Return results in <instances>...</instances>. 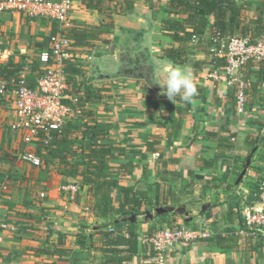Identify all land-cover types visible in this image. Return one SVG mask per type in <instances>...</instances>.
I'll list each match as a JSON object with an SVG mask.
<instances>
[{
    "label": "crops",
    "instance_id": "obj_1",
    "mask_svg": "<svg viewBox=\"0 0 264 264\" xmlns=\"http://www.w3.org/2000/svg\"><path fill=\"white\" fill-rule=\"evenodd\" d=\"M125 1L112 0L106 12L102 2L98 12L86 8L81 0H72L69 13L75 31L70 34L72 42L83 41L78 36L82 31L103 34L91 47L71 42L75 62L69 67L79 71L72 84L75 91L84 95L87 90L97 97L95 102L83 103L106 131V142L115 158L113 163L133 165L131 172L116 176L118 185L131 188L137 198L143 199L142 213L159 201L169 202L166 206L185 205L193 215L190 223L181 217H156L163 219L164 225L153 232L185 223L195 228L200 224L211 234L237 237L236 241L227 240L222 245L208 241L211 238L180 244L167 253L165 264H264V239L240 233L242 200L248 198L251 185L264 176V159L256 151L242 184L235 187L250 153L247 135L252 132L262 135L264 131V127L248 125L249 120L264 124V72H259L255 62L244 72L245 76L249 74L245 81L255 85L245 90V112L237 113L233 88L236 84H229L223 66L214 69L208 66L212 23L195 42L173 41L160 24L166 17L163 9L169 0H133V10L120 16L116 13ZM234 1L241 8L243 23L257 16V6L262 0ZM152 6H158L156 12ZM249 27L248 36L253 29L257 32L254 23ZM144 28L148 31L141 36L139 32ZM57 31L54 21L30 19L15 11L0 13V85L10 86L12 81L24 77L33 86L42 67L39 55L49 48L50 37ZM233 36L240 35L236 32ZM131 42L148 53L147 73L154 71L160 81L165 79L163 68L167 63L189 65L198 89L196 103L173 104L147 78L94 80L97 68L114 71L111 69L112 62H116L114 51L125 49ZM170 49L180 53L176 63L165 56ZM16 121L13 98L9 94L0 95L3 200L0 220L6 224L0 231V264H98L102 259L98 250L102 242L98 225L105 224L103 232L113 228L111 233L126 235L129 224L115 225L114 221L109 224L98 219L95 210L88 206V186L81 177L58 173V163L44 152L40 167L20 161L19 154L38 155L39 150L35 141L30 145L23 143L20 133L11 129ZM84 144H89L88 138ZM226 144L231 148L227 149ZM73 184L78 186V191L71 200L69 192L62 188ZM238 194L236 211L234 197ZM203 203H210L211 207L197 214ZM230 207L232 215H228ZM226 213L229 221L225 219ZM154 222L134 224L138 251L123 264L145 263L150 249L143 239L153 233H149V227Z\"/></svg>",
    "mask_w": 264,
    "mask_h": 264
},
{
    "label": "trees",
    "instance_id": "obj_2",
    "mask_svg": "<svg viewBox=\"0 0 264 264\" xmlns=\"http://www.w3.org/2000/svg\"><path fill=\"white\" fill-rule=\"evenodd\" d=\"M102 2L105 4L104 11L110 10L112 0H81L82 5L86 8L97 9L98 12L101 10L100 4ZM133 5V0H126L120 5V10L116 14L126 16L133 10ZM157 7L152 6V10L156 12ZM257 9V16L248 21L243 20L242 23L240 21L241 8L234 0H169L163 9L166 17L160 21V24L162 29L168 32L165 34L173 41L185 44L192 42L193 37H196L198 40L202 38L208 31L210 22L213 29L210 32V38L217 36L218 39H226L238 32L241 37L249 38L253 42L256 40V37L259 38L263 33L261 15L264 10V0L259 2ZM251 23L255 24L257 32H254L253 29L252 35L248 36V31L250 30L249 24ZM73 28H70L65 33V36L71 42L70 34L75 32ZM98 32L86 33L82 31V34L78 36H81L83 41L80 44L75 41L72 43L74 45L76 43L78 46L91 47L95 42L102 39L103 34L100 31ZM86 41L88 42L86 43ZM165 56L176 63L180 53L176 49H170ZM253 63L252 61H248L243 66L241 70L243 75L248 67V69H251L250 65ZM257 65L259 66V72L262 74L264 72V63L260 62ZM69 66L67 69L68 81L69 83H74V78L79 74V71ZM208 66L213 69L221 66L224 67V60L212 57L208 62ZM247 77H249V74L243 76L244 80H247ZM254 85L250 82L251 88ZM233 88L236 93L237 86H233ZM78 94L81 99L84 98L83 101L91 100L90 102L92 103L97 99L94 93L87 92V90L84 95ZM248 125L256 126L259 129L264 127L263 123H255L252 120L248 121ZM49 137L50 139L45 142L44 135L39 134L35 140L37 149L39 150L38 155L34 152L32 153L41 159L40 156L43 157L41 152H44L50 160H56L58 163V173L63 176L71 178L81 177L83 183L88 186V206L95 210L98 219L106 220L107 223L113 224L115 219L123 216L133 213L137 216L144 214V212L140 211L142 202H144L143 199L137 198L131 188L119 186L116 178L120 172H131L133 169L132 163H113L115 158L106 142L108 138L107 133L101 128L97 117L91 111L85 109L82 117L66 124L60 131H51ZM87 138L89 144L85 145L84 141ZM246 143L250 151L256 149L260 159H264V150L262 151L264 148V132L262 135L258 132L249 133L246 137ZM224 146L227 149L231 148L229 144ZM258 181L259 179L250 187L247 194L248 202L255 199L254 195L258 190ZM239 195H235L234 197L236 199L234 203L236 211L239 206ZM168 204L169 202L159 203L157 201L154 202L153 208ZM232 214L233 208L230 207L228 215ZM228 215L227 213L225 215L227 221H229ZM172 216L175 215L172 214ZM104 226L105 224H99L97 230V233L101 234L102 237V242L98 249L102 253V259L98 264H123V262L130 261L138 251L136 225L129 224L126 235L103 232L102 228ZM154 230L153 226L149 227V233H152ZM233 235L216 234L208 241L222 245L227 240L236 241L237 237L235 238ZM89 247L91 248L90 245Z\"/></svg>",
    "mask_w": 264,
    "mask_h": 264
},
{
    "label": "built area",
    "instance_id": "obj_3",
    "mask_svg": "<svg viewBox=\"0 0 264 264\" xmlns=\"http://www.w3.org/2000/svg\"><path fill=\"white\" fill-rule=\"evenodd\" d=\"M72 0H0V13L15 11L26 15L30 19H47L57 24L58 31L50 37V45L39 55L41 72L33 86L28 85L24 77L12 81L10 86L0 85V95L9 94L13 98V111L17 121L11 126L14 132L21 135L23 143L30 145L39 134H43L45 142L51 131H60L66 124L82 117L85 110L83 100L75 91L73 83L68 81V66L75 56L72 54V43L65 36L72 27L69 17ZM262 18V35L255 41L241 36L226 39L210 38L209 56L224 60V73L230 78L229 84H236L235 111L245 112V90L250 82L245 81L241 70L252 61L264 63V10ZM198 40L193 37L192 41ZM264 131H262L263 133ZM18 159L34 167H40L42 160L32 152L18 155ZM255 199L248 202L243 198L239 211L242 224L241 234L257 239H264V176L258 181ZM74 200L78 191L76 184L63 187ZM44 195L41 193L40 197ZM0 195V209L2 207ZM6 224L0 220V231ZM113 232V228L108 229ZM200 224L190 227L185 223L173 228H159L144 238L149 245V256L143 264H165L167 253L178 245L191 244L195 241L213 237Z\"/></svg>",
    "mask_w": 264,
    "mask_h": 264
},
{
    "label": "water",
    "instance_id": "obj_4",
    "mask_svg": "<svg viewBox=\"0 0 264 264\" xmlns=\"http://www.w3.org/2000/svg\"><path fill=\"white\" fill-rule=\"evenodd\" d=\"M147 31L148 29L144 28L139 33L142 36ZM125 50L128 52L125 54V56L129 57V59L127 61L122 62L120 61V57H121V53H124ZM114 52H115V58H116V62H114L116 70L111 71V70L103 69V72H100V70L97 68L96 69L97 73L94 75V80L96 81L114 80V79L124 77V76L134 78V79L135 78H140V79L147 78L149 79L150 84L157 86L159 90L162 91L164 81H160L159 79H157V76H155L154 71L148 75H143L139 73L140 67L146 70L144 71L145 74L147 73V69L149 67L150 61L147 57L148 53H146L142 49H138L136 42H131L125 47V49L118 48ZM255 151L256 149H253L252 151H250V153L246 157L243 169L235 181V187H239L242 184L243 179L247 173V170L249 169L251 165V159ZM209 207H211L210 203H203L200 207V210L197 212V214H202L206 212V210ZM171 214H174L178 217L183 218L186 223H190L193 220V215L189 213L185 205H180V206L169 205V206L156 207L153 209L152 212L145 211L144 216L142 217L141 223L147 224V223L152 222L154 218L156 217H161V216H166V215H171ZM137 223H139V217L135 213L131 215L123 216V217H120L114 220L115 225L137 224Z\"/></svg>",
    "mask_w": 264,
    "mask_h": 264
},
{
    "label": "clouds",
    "instance_id": "obj_5",
    "mask_svg": "<svg viewBox=\"0 0 264 264\" xmlns=\"http://www.w3.org/2000/svg\"><path fill=\"white\" fill-rule=\"evenodd\" d=\"M163 73L165 79L161 95L173 104L179 102L187 106L196 103L198 89L189 65H176L169 62L163 68Z\"/></svg>",
    "mask_w": 264,
    "mask_h": 264
},
{
    "label": "rangeland",
    "instance_id": "obj_6",
    "mask_svg": "<svg viewBox=\"0 0 264 264\" xmlns=\"http://www.w3.org/2000/svg\"><path fill=\"white\" fill-rule=\"evenodd\" d=\"M99 66H101V65H99ZM111 69L116 70L115 64L113 62H112ZM108 70H110V69H108ZM100 72H103V68L102 67L100 68ZM109 72H111V71H109ZM153 209L154 208H150V209H147L146 211H151L152 212ZM196 210H199V207L196 208ZM143 216H144V214L138 216L139 217V222L142 221V217ZM164 217H178V216H176V215L175 216H172V214L171 215H166V216H161V218H164ZM154 221H156V222H154ZM161 221H164V220L163 219H160L159 220L158 218H156V219L153 220V222L155 223V224H153L154 229L158 228V226L160 227V226L164 225L163 224L164 222H161Z\"/></svg>",
    "mask_w": 264,
    "mask_h": 264
},
{
    "label": "flooded vegetation",
    "instance_id": "obj_7",
    "mask_svg": "<svg viewBox=\"0 0 264 264\" xmlns=\"http://www.w3.org/2000/svg\"><path fill=\"white\" fill-rule=\"evenodd\" d=\"M126 53H128L126 50H125L124 53H121L120 61L124 62V61H127V60L129 59V57H126V56H125ZM144 71H146V70H144L143 68L140 67V69H139V73H141V74H143V75H148V73L145 74ZM145 77H146V76H145ZM145 79H146V78H145ZM146 81L148 82L149 80H146Z\"/></svg>",
    "mask_w": 264,
    "mask_h": 264
}]
</instances>
